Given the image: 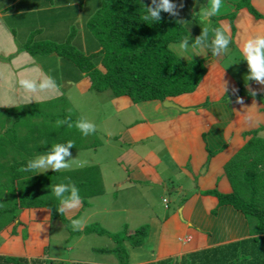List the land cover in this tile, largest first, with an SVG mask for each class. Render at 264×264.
<instances>
[{
	"label": "crops",
	"instance_id": "obj_1",
	"mask_svg": "<svg viewBox=\"0 0 264 264\" xmlns=\"http://www.w3.org/2000/svg\"><path fill=\"white\" fill-rule=\"evenodd\" d=\"M80 1L0 0V107L22 104L20 97L23 93L18 88L19 79L50 76L49 68L52 65L59 67L62 65L60 58L52 60L50 56H42L36 59L24 49L23 43L39 39L35 37L36 35L42 36L41 41H51L52 37L61 38L70 25L77 24V20L82 21ZM207 1L210 4V0ZM240 1L242 0H224V7L216 16L219 20L223 18L218 25L227 30L238 49L241 41L247 36L264 30V21L261 19V14H264V0H247L254 9L253 12L245 6L237 7L236 4ZM231 8H235L236 11L232 12ZM227 14H231L230 22L225 19ZM58 23L60 27H57ZM228 24L230 31L227 28ZM244 27L247 28L243 29ZM80 28H83L82 23ZM196 31V34L187 35L189 49H192L198 36L202 35V32ZM234 32L238 33L236 37ZM173 44L172 46L170 44L171 50L173 46L178 47L179 42ZM239 55L240 52L237 51L228 53L227 57ZM177 56L184 62L202 60L204 75L194 90L171 97L176 106L167 107L158 100L132 103L126 96L113 99L119 112L129 109L131 104L132 106L136 104L137 112L141 114V124L130 130L126 129L123 139L128 141V144L130 142L138 145V151L134 145L128 149L125 154L126 162L120 161L118 169L124 166V169L130 170L135 181L140 180V186L134 197L137 198L136 201L145 200L148 204L143 205L140 211L154 214L161 226H164L165 219L169 218L178 230L177 241L181 244L177 245L174 241L167 244L165 246L167 253H160L159 248L165 244L163 230H158L157 235L153 236V239L158 237L157 242L153 240L152 243L157 248L154 256L160 259L180 258L188 252L249 237L250 224L244 212L232 204H221L218 196L234 191L233 184L225 179L228 163L236 161L235 158L241 159L239 155L250 142L259 143L264 140L262 134L264 103H255L248 91L241 87L242 84L240 85L222 62L213 56L208 48V39L202 43L199 50H190L184 55ZM241 70L244 79L246 72ZM64 82V85L69 86L68 90L72 86L79 87L81 83L82 85L85 83L88 87L84 77H77L72 82L69 79ZM224 84L228 88L225 94H223ZM60 95L61 90L58 85L57 90L52 93V98ZM50 99L34 96L36 102ZM237 103L242 105L240 111L237 108L239 106H236ZM132 121L137 122L136 119ZM130 124L131 122L127 127ZM248 129L252 130L247 131ZM195 136L200 138L203 147L197 149ZM243 146L246 147L242 148ZM105 148H111L109 142L105 143ZM140 148L143 150L141 151ZM101 149L104 150L103 147ZM216 152L222 153L214 155L213 158ZM252 152L255 155L251 158H246L243 154L242 156L246 158L248 168L251 167L254 172L258 171L264 176V150L256 149ZM117 177L116 174L112 180H117ZM168 191L171 192L173 200L171 206L168 200L167 207L161 208V211L155 210L151 205L149 207V203L151 204L154 199L166 197ZM259 193L262 194V191ZM261 199V205H264V195ZM27 209H37L43 212L44 217H48L44 208H25L20 211ZM23 214L20 216L24 217ZM19 223L18 217L0 231V236L6 237L5 242L0 243V255L20 256L28 261L41 258L40 255L36 256L39 249H33L30 245L27 246L28 251L25 254L12 251L16 239L14 235ZM142 226L147 227L144 237V244H147L152 230L147 223ZM136 249H129V253ZM179 254L181 256L177 257ZM113 264H118L117 259Z\"/></svg>",
	"mask_w": 264,
	"mask_h": 264
},
{
	"label": "trees",
	"instance_id": "obj_2",
	"mask_svg": "<svg viewBox=\"0 0 264 264\" xmlns=\"http://www.w3.org/2000/svg\"><path fill=\"white\" fill-rule=\"evenodd\" d=\"M96 2H98V8L97 5L92 8L89 6L87 12L84 13V15L89 14L90 16L88 19L86 18L85 23L83 22L84 35H86V37L83 35V48L80 43L76 48L71 45L74 36H80L77 35L73 24L61 37L62 44H54L49 47L50 41L38 39L23 43L24 49L35 58L38 56L39 59L46 54H51L52 60L60 58L62 61L60 67L54 64L49 68V74L57 85L60 83V78L71 80V72L74 70L80 74V77L87 80V89L97 93L108 91L113 98L126 96L132 103L163 100L165 97H176L195 89L204 75L202 60L194 59L184 62L170 49V44L179 42L183 36L188 35L189 31L186 30L184 24L163 11L159 22L147 23L143 21V9L152 7V0H93L92 3ZM241 6L247 7L251 12L254 11L247 0H242L237 4V7ZM59 88L61 95L57 98L40 102L32 101L19 106L0 107V111L4 112L0 114V230L13 223L18 217L19 211L25 208L48 209L51 212V217H60L64 220L56 205L50 203V199L52 197L54 199L51 187L60 183L59 180L52 185L50 182H45L42 177H40V181L32 178V181L37 183L43 181L38 185V188L26 190L20 186V181H25V174L21 173L19 169L27 161L20 160L8 167L6 161H1L8 156L6 150H12L10 155L16 160L18 158L16 155H23V150L29 147L28 144L25 146L19 142V134L27 136L24 131L18 130L17 132L16 124L18 122L26 119L45 118L52 122V126L54 123L56 125L57 120L67 117L64 107L61 105H67L66 101L62 103V100L65 97L64 92L68 90L69 86L65 84ZM55 103L59 104L57 109L54 107ZM2 114L3 116H1ZM79 118L80 116L76 114L71 119L75 122ZM53 129H48L50 135L43 136L40 142L42 146L38 149L40 153L49 151L54 143L64 142L63 133L59 134L58 132L61 131L62 126L55 133H53ZM74 129L76 128L73 127ZM27 135L31 136V134ZM92 136L96 137L94 142H97V134L93 133ZM27 138L29 139V137ZM53 138L54 140H52ZM26 141L28 142V140ZM4 145H8L10 149L5 148ZM32 147L35 146L31 145ZM94 147L96 146L94 145ZM90 167V172H94L93 167L96 166ZM243 174L246 176L248 194L242 200L236 195L239 193L236 192L238 189L236 185H233V192L220 194L218 198L221 204H232L244 212L250 224L248 238L188 252L179 259L166 258L148 264H264V207H262L264 205H261L264 193L260 194L256 185V182L261 181L264 176L258 171L254 172L251 167L245 169ZM93 176L96 182L98 179L95 174ZM91 184H93L92 177L89 179L87 177L84 185ZM48 189H50V197L46 200L47 195L44 193ZM6 216H8L7 221ZM146 229V226H139L133 229L131 235H126L127 229L121 235L111 234L101 228L98 223L93 222L82 230L74 232L78 234L83 232L97 235L107 234L115 245L98 250L113 254L118 264H131L130 254L128 255L129 251L124 245V241L134 247L144 245ZM0 264L69 263L41 258L28 261L20 256L0 255Z\"/></svg>",
	"mask_w": 264,
	"mask_h": 264
},
{
	"label": "rangeland",
	"instance_id": "obj_3",
	"mask_svg": "<svg viewBox=\"0 0 264 264\" xmlns=\"http://www.w3.org/2000/svg\"><path fill=\"white\" fill-rule=\"evenodd\" d=\"M80 2L82 4V15L80 16L82 21L80 22V20H77V24H73L77 35H80L74 36V40L71 43L74 48L79 46L78 43H80V46L83 48V38L86 37V35L82 37V34L85 32L84 28H80V25L81 23L83 25V22L85 23V21L88 19V16H90L89 14L84 15V13L87 12L89 6L92 8L97 5L98 8L99 1L94 4L92 3L93 0H81ZM176 2L181 3V0H176ZM207 2V0H182L183 6L178 9V16L175 18L184 24L186 30L189 31L188 34H196V30L203 32L204 27H209L210 31L208 38V48L212 53L211 28L221 27L218 25V23L221 22L223 18L219 20L218 17H213L210 21L201 22L199 17L202 9L206 7ZM234 7L236 6L234 5ZM231 10L232 12L236 11L235 8H231ZM230 15L231 14H227L225 18L228 20V22L232 20ZM261 15V19L264 21V14ZM57 27H60L59 23L57 24ZM227 28L229 30V24L227 25ZM245 28L247 27H244L243 29ZM234 34L235 37L238 35L236 32H234ZM228 35L232 38L230 34ZM35 37L39 38L38 40H40V37L42 36L39 37L36 35ZM50 42L51 45L49 47L53 46L54 44H62L63 39L52 37ZM172 45L174 44L172 43L171 46ZM237 51H239V49L232 38V44L230 45L229 53H234ZM50 55L51 54H46L45 56ZM227 55L225 57L223 53H220L216 55V58L222 62V64L230 71V73H232L240 85L242 84L241 87L248 91V94L250 91L257 92L255 97L251 96V99L255 103H264V85H260L255 81H245V78H242L243 76L241 75V69L245 70L246 75L248 73L246 61H244L240 55L234 56L232 58H228ZM36 59H38V56ZM229 63L232 64L229 65ZM77 77L79 78L80 74L73 70L71 72V82L77 79ZM61 86H64L63 79L60 80L59 83V87ZM113 99L114 98L111 96L110 92H94L93 90L87 89L85 83H83V85L81 83L79 87L72 86L65 93L62 103H64L63 101H66L65 103L67 105H61V107H64L67 117L72 118L77 114L80 116V118L88 119L94 123L96 126L95 135L97 134L98 143L94 142L96 137L92 136V134L83 136L78 129L73 130V128H68L66 125L62 126L61 131L58 132L59 134L63 133L64 135L63 139H65L63 143L71 140L75 145L74 147L68 149L70 155L69 157L65 158L66 160L72 159V161H70V168L61 170L59 173H55L52 169H48L43 174H33L29 177H27L25 174V181H20V186H23V188L27 190L29 188H38V185L43 180L45 182H50L52 185L57 180L60 182H66L70 180L79 188L83 202L76 209L66 210V213L62 215L64 220H62L60 217H51V212L48 209H45V214H48V217H44L43 212L38 211L37 209H27V211L23 212L19 211L18 217L20 223L17 225L16 235H14L16 239L14 238V248H11L13 252H21L25 254L27 253L26 251H28L27 246L30 245V247L32 246L33 249H39V252H37L36 256L40 255L41 258L44 257L46 259L61 260L64 262H87L93 264L116 263V257L113 254L104 253L103 251L101 252L98 250L99 248H110L115 245L110 236L107 234H86L84 232L78 234L70 228V218L82 219L84 221V227L88 226V224L96 222L101 228L105 229L111 234L120 235L123 234L124 230L127 228L126 234L131 235L134 228L147 223L149 225V229L151 228L152 230V235L148 239L147 244H144L140 247L128 245L130 250H132V248H137L135 251H132L131 254L128 253V255L130 254L129 260L131 264H148L150 262L161 260L158 256H154L157 253V248L154 244H152L153 240L157 242L158 237L153 239V236H156L158 230L160 229L163 230V242H165L162 247L159 246L161 250L160 253H167L165 246H167L169 243H172L173 241L176 242L177 245L181 244V242L177 241L178 230L171 220H169V218H166L164 221V226H161L154 214L150 215L140 211L143 205H148L145 200L136 201L137 198L134 197L136 190H138L140 186V180H138V182L135 181L133 178L134 176L130 174V170L124 169V166L118 169V164H120V161L126 162L125 154L128 152V149L134 145L130 142L128 144V141L123 140L124 133L126 129L130 130L131 128H135V126L141 124V114L137 112L138 107L136 104L133 106L131 104L128 107L129 109L119 112V110L116 109V104ZM165 99L166 97L163 100L158 101L162 102L163 104ZM236 106H239L237 108L240 111L242 105L237 103ZM54 107L57 109L59 104L55 103ZM1 113L4 112L0 111V114ZM1 116H3V114ZM133 119H136L137 122L133 123ZM130 122L131 124L129 127H127L128 123ZM51 123L52 122L50 120H46L45 118H37L34 120L26 119L20 123L18 122L16 124L17 132L18 130L21 132L24 131L26 136L29 137L28 139L25 137V135L23 136L22 134H19V142L23 143L25 146L28 144L29 147L28 149L23 150V155H16L18 156L16 160L12 155H10L12 150H6V154L8 153V156L3 158L1 161H6V166L8 167L11 166L10 164L17 163L20 160L27 161L35 155L43 154V152L40 153L38 150L39 147L42 146V143L40 142L42 141L43 136L50 135V130L48 132V129L54 128L53 133H55L61 127H56L55 123L51 126ZM251 130L252 129H248L247 131ZM27 134H31V136ZM26 140H28L29 143ZM52 140H54V138ZM196 140L198 144L197 149L203 147V143L201 142L200 138L195 136L194 141ZM261 141L259 143L252 141L247 147L243 146L242 148H246L243 149L242 153L240 152L241 154L239 156L241 159L235 158L236 161L228 163V166L225 169L228 176L224 173L226 178L224 176L223 177L228 180L229 183H232L238 187L236 192L239 193H236V195L241 200L244 198V196H246V194H248L246 176L243 174V171L248 169L249 165L246 158H251L255 155L252 152L253 150H264V143ZM106 142L110 143L111 148H105ZM31 145L35 147L31 148ZM94 145L96 147H94ZM4 147L10 149L8 148V145H4ZM101 147H103L104 150H102ZM134 148H136V151H138V145H134ZM140 150L142 151L143 149L140 148ZM222 152H216L212 157L214 158V155H220ZM242 154L245 155L246 158L243 157ZM81 162H85L83 167L80 166ZM92 165H95L96 167H93L94 172L91 173L90 166ZM7 167H5V169H7ZM93 174H95V177L98 179L96 182L93 178ZM116 174L118 176L117 180H112L114 177H116ZM40 177L43 179L41 182L37 183L36 181H32V178L40 181ZM87 177L88 179L92 177L93 184L88 186L84 185ZM129 179L132 180L130 181ZM256 185L258 186L259 191L264 193L263 177L261 181L256 182ZM49 192L50 189L46 190L44 193V195H47L46 200L50 197ZM166 199L169 200L171 206L173 200L170 191L166 193ZM50 203L58 206V201L55 199V197L54 199L53 197L50 199ZM150 205L157 211H161L164 208L162 199L156 198L151 202V204L149 203V207ZM159 205L160 209L158 210ZM22 213H24V217L20 216ZM5 219L7 221L8 216H6ZM7 226L5 228H7ZM224 236L226 237L227 235ZM5 239L6 237L0 236V243L3 244ZM160 243L157 244L159 245ZM126 244L127 241H124L125 246ZM181 254L177 255V257L181 256Z\"/></svg>",
	"mask_w": 264,
	"mask_h": 264
},
{
	"label": "clouds",
	"instance_id": "obj_4",
	"mask_svg": "<svg viewBox=\"0 0 264 264\" xmlns=\"http://www.w3.org/2000/svg\"><path fill=\"white\" fill-rule=\"evenodd\" d=\"M152 3V7H147L143 9L142 12V20L147 23L159 22L161 20L162 11L168 13L172 17H176L178 16V9L183 6L182 0L181 3H177L176 0H152ZM223 7L224 0H210V4L207 3V6L201 11L199 17L200 21H210L213 17L221 13ZM209 31V27L203 28L202 35L195 40L192 49H189L188 46V36H183L179 41L178 47L173 46L172 51L177 55H184L190 50H199L202 43L209 38ZM211 32L213 56L220 53L227 55L230 50V45L232 44V38L227 34V30L222 27H213L211 28ZM239 52L242 59L246 61L247 64L248 73L245 76V81H255L260 85H264V30L257 31L255 34L249 35L247 38L243 39L239 46ZM230 64L232 63H229V65ZM18 88L23 93L20 97V102L24 105L34 101V96L52 98V93L57 90L58 85L51 76H30L19 79ZM227 91L228 88L226 84H224L223 94ZM249 95L255 97L257 92L250 91ZM166 98L171 100V97ZM64 125L68 128L75 127L83 136H88L96 131L95 124L85 118H79L73 122L70 117H66L65 119L56 121L57 127ZM74 146V142L71 140L66 141V143H54L46 153L35 155L31 159H28L27 163L24 164L19 171L29 177L33 174H43L48 169H52L55 173L69 169L72 159L66 160L65 158L70 155L68 149ZM84 164L85 162H81L80 166L83 167ZM51 193L58 201V206L56 207L58 212L62 215L66 213V210L78 208L83 202L79 188L70 180L53 185L51 187ZM162 203L164 207H167L168 199L164 197ZM69 226L73 231H79L84 227V221L82 219L70 218ZM128 245L131 246L127 242L126 247L129 249Z\"/></svg>",
	"mask_w": 264,
	"mask_h": 264
},
{
	"label": "water",
	"instance_id": "obj_5",
	"mask_svg": "<svg viewBox=\"0 0 264 264\" xmlns=\"http://www.w3.org/2000/svg\"><path fill=\"white\" fill-rule=\"evenodd\" d=\"M163 105L164 106H176V104L172 101V100H170V99H165L164 101H163Z\"/></svg>",
	"mask_w": 264,
	"mask_h": 264
}]
</instances>
